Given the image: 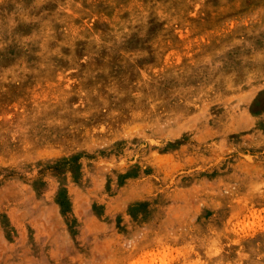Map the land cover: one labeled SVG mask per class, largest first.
<instances>
[{
  "label": "rangeland",
  "instance_id": "obj_1",
  "mask_svg": "<svg viewBox=\"0 0 264 264\" xmlns=\"http://www.w3.org/2000/svg\"><path fill=\"white\" fill-rule=\"evenodd\" d=\"M0 264H264V0H0Z\"/></svg>",
  "mask_w": 264,
  "mask_h": 264
}]
</instances>
